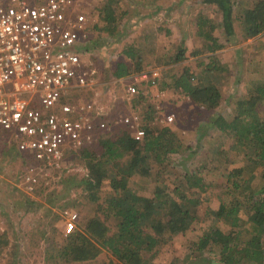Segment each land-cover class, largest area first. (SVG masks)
<instances>
[{
  "label": "rangeland",
  "instance_id": "1",
  "mask_svg": "<svg viewBox=\"0 0 264 264\" xmlns=\"http://www.w3.org/2000/svg\"><path fill=\"white\" fill-rule=\"evenodd\" d=\"M103 1L88 0L85 6L89 33L101 43L86 54L88 61L95 66L96 83L85 90V97L100 106V111L105 113L104 118L110 123L135 112L141 116V124L160 126L164 125V116L171 113V127L176 130V136L187 149L161 161V164L158 163V180H168V176L172 174L178 178L191 175L192 169H197V172L190 176L188 185H192L199 176L202 178L197 186L186 191L192 194L184 202L200 219L184 233L174 235L167 242H161L155 254H149L150 264H220L215 253L197 251L193 243L198 241L208 227L217 224L210 213L206 215L207 209H216L220 201H227L232 197L235 191L232 183L234 178L227 179L226 175L232 168L244 165L246 151L235 149L230 152V137L206 126L213 111L195 105L186 95L179 97L180 94H175L174 88L166 84L171 82L173 75L180 74L184 67L191 71L199 69L197 58L204 57L206 53L201 51L204 49L205 40L198 35L197 19L202 15L201 17H207L215 23H221V11L217 6L205 4L201 0H116L113 6L116 29L113 34L108 35L97 29L104 25L100 20L99 9L96 8ZM240 1L247 7L253 4V0ZM150 12L151 17H144ZM233 15L235 32L232 36L225 37L220 26L213 30V35L222 44V48L214 51L215 59L226 65L223 66L225 73L219 79L216 78V71L210 73L222 95L214 111L223 115L232 113L234 109L232 103L226 102H234L248 92L254 86L253 83L264 80V31L254 36L247 35L239 23L238 11ZM149 28H153L152 44L155 51L153 54L142 53L144 58L140 67L144 70L158 69L160 79L154 91L150 92L149 98L136 101L137 94L132 97L125 94L128 75L116 78L112 71L119 58L122 59L124 45L135 39L143 41V32ZM180 44L194 55L177 62L173 57ZM137 66L135 62L131 63V67L136 69ZM143 91L145 92L142 88L139 89V93ZM159 92L161 94L157 95ZM70 94L73 96L72 91ZM263 110L264 104H261V109L257 112L259 117L264 115ZM120 127L112 126L104 133L115 134ZM221 149L225 153L220 152ZM222 156L228 160L220 161ZM37 163L31 150L21 154L0 129V228L1 235L7 233V241L3 239L1 243L10 264H59L49 258L47 253L53 239L62 242L59 234L65 236L63 210L69 209L77 213V229L81 219L98 212L96 202L90 197V190L86 191L74 183L87 175V169L76 160L73 152L66 155L63 165L60 163L56 168L38 169L41 166L39 165L35 172L26 173V167L37 166ZM257 171L260 175L262 169L258 168ZM27 174L35 178L32 190H27V184L24 183V175ZM156 174L155 171V176ZM261 179L255 177L251 185L261 187ZM130 182L144 193H149L152 185V182L136 177ZM106 187L107 183H104L100 188V198L105 196ZM196 196L200 200L190 203V198L195 199ZM241 218L243 220L244 215ZM106 256L107 253L104 252L99 258L103 260Z\"/></svg>",
  "mask_w": 264,
  "mask_h": 264
},
{
  "label": "trees",
  "instance_id": "2",
  "mask_svg": "<svg viewBox=\"0 0 264 264\" xmlns=\"http://www.w3.org/2000/svg\"><path fill=\"white\" fill-rule=\"evenodd\" d=\"M201 1L218 7L221 11V23H215L207 17H201L202 15L198 17V35L205 40L201 51L206 55L197 58L198 70L191 71L184 67L166 85H171L175 94H180L179 97L186 95L195 105L213 111L206 126L230 137V152L235 149L246 152L244 165L232 168L226 175L227 179L234 178L232 183L235 191L232 197L227 201H220L216 209H207L206 215L210 213L217 224L208 227L193 246L200 252L215 253L220 264H264V115H257L261 104H264V80L253 83L254 86L234 102H226L232 103L234 109L232 113L223 115L214 111L222 95L210 75L212 71H216V78L219 79L225 73L223 66H226L215 59L214 51L222 48V44L213 35V30L220 26L225 37L232 36L235 32L233 14L237 10L239 23L247 35L262 33L264 0H253V4L248 7L240 0ZM115 2L116 0H104L100 8L96 7L99 9L100 20L104 22L97 29L108 35L113 34L116 29ZM148 16H152L151 12L144 17ZM152 29L143 32V41L135 39L124 45L122 53L132 58L138 65L137 70L142 68V53L153 54L155 51ZM92 35L89 33V51L101 45ZM186 52L187 48L180 44L173 59L180 62L194 55L191 51L188 54ZM130 71L131 65L119 58L112 75L121 78ZM140 98H145L144 92L137 94L136 101ZM141 128L145 131L141 140L131 136L132 129L120 127L115 134L98 133L93 141L64 154L60 161L62 165L66 155L73 152L76 160L86 167L87 175L74 183L86 191L90 190V197L96 202L98 212L81 219L78 229L76 227L72 233L63 237L59 232L62 242L52 240V245L48 246L49 258L59 264H150L149 254L154 255L161 242L184 233L200 219L184 203L192 194L186 191L193 189L202 179L199 176L192 185L187 184L197 169H192L191 175L178 178L172 174L168 176V180H158V163L187 149L176 136V130L170 125L154 126L149 123L141 124ZM220 152L225 153L222 149ZM221 160L228 159L222 156ZM258 168L262 169L260 175ZM134 177L152 182L149 193L141 192L133 186L130 180ZM255 177L262 178L261 187L251 185ZM104 183H107L105 196L100 198L99 191ZM198 200L200 199L196 196L195 199L190 198L189 202L197 203ZM243 215L245 218L242 220ZM112 227L114 230H111ZM3 239L7 241L6 232L0 235L1 242ZM48 242L50 244V240ZM104 252L107 256L101 260L99 256Z\"/></svg>",
  "mask_w": 264,
  "mask_h": 264
},
{
  "label": "built area",
  "instance_id": "3",
  "mask_svg": "<svg viewBox=\"0 0 264 264\" xmlns=\"http://www.w3.org/2000/svg\"><path fill=\"white\" fill-rule=\"evenodd\" d=\"M87 3L0 0V129L21 154L31 150L38 161L37 166L26 167V173L39 165L38 169L56 168L66 152L115 125L132 129L137 140L145 135L139 114L130 112L110 123L100 106L83 93L96 83V70L86 57ZM122 61L131 65L132 58L122 54ZM127 75L129 97L140 88L146 94L160 79L156 68L131 67ZM172 121L171 113L164 116L165 125ZM24 180L27 190H32L34 176L24 175ZM63 215V233L68 235L76 228L77 213L64 209ZM0 264H10L1 241Z\"/></svg>",
  "mask_w": 264,
  "mask_h": 264
},
{
  "label": "crops",
  "instance_id": "4",
  "mask_svg": "<svg viewBox=\"0 0 264 264\" xmlns=\"http://www.w3.org/2000/svg\"><path fill=\"white\" fill-rule=\"evenodd\" d=\"M132 63H134V61L132 62ZM92 67L95 69V66H94V64H92ZM96 70V69H95ZM145 89V88H144ZM143 89V90H144ZM151 91H154V87H151V88H148V91H147V93L145 94V98H149L150 97V92ZM84 93V92H83ZM85 94V93H84ZM74 95V94H73ZM89 99V98H88ZM171 126V125H170Z\"/></svg>",
  "mask_w": 264,
  "mask_h": 264
},
{
  "label": "clouds",
  "instance_id": "5",
  "mask_svg": "<svg viewBox=\"0 0 264 264\" xmlns=\"http://www.w3.org/2000/svg\"><path fill=\"white\" fill-rule=\"evenodd\" d=\"M155 87V86H154ZM148 90V89H147ZM58 167V166H57Z\"/></svg>",
  "mask_w": 264,
  "mask_h": 264
}]
</instances>
